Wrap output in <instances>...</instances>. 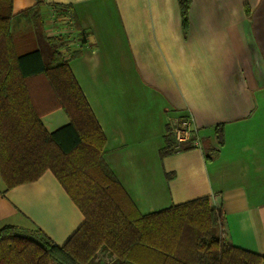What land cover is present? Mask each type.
Masks as SVG:
<instances>
[{
    "label": "crops",
    "instance_id": "0c3cea01",
    "mask_svg": "<svg viewBox=\"0 0 264 264\" xmlns=\"http://www.w3.org/2000/svg\"><path fill=\"white\" fill-rule=\"evenodd\" d=\"M38 2L106 137L104 160L139 212L218 194L233 245L264 257V0H192L187 29L178 0H13V21L26 23ZM184 116L202 148L162 156L167 128ZM42 122L53 133L70 118L57 109ZM85 222L51 171L9 190L0 174V228L63 247Z\"/></svg>",
    "mask_w": 264,
    "mask_h": 264
},
{
    "label": "trees",
    "instance_id": "16d2710c",
    "mask_svg": "<svg viewBox=\"0 0 264 264\" xmlns=\"http://www.w3.org/2000/svg\"><path fill=\"white\" fill-rule=\"evenodd\" d=\"M178 1L187 29L192 0ZM40 7L22 16L39 23L50 41ZM15 17L13 0H0L1 177L9 190L51 171L86 222L63 247L6 225L0 228V264H104L97 261L101 250L116 258L112 264H264V257L233 245L218 194L142 215L104 160L106 137L69 60L57 46L49 62L40 50L19 55ZM57 109L70 124L49 133L42 118ZM165 140L162 156L180 151L172 135Z\"/></svg>",
    "mask_w": 264,
    "mask_h": 264
},
{
    "label": "rangeland",
    "instance_id": "374dc122",
    "mask_svg": "<svg viewBox=\"0 0 264 264\" xmlns=\"http://www.w3.org/2000/svg\"><path fill=\"white\" fill-rule=\"evenodd\" d=\"M40 28L39 23L36 25L35 22L30 19H28L26 23H20L16 20L12 21L11 27L19 55L33 50H40L42 51L43 58L49 62L54 44L42 38ZM26 32H29L30 35H25ZM37 238L39 237L37 236ZM106 262L107 261H105V263Z\"/></svg>",
    "mask_w": 264,
    "mask_h": 264
},
{
    "label": "built area",
    "instance_id": "2783aa9c",
    "mask_svg": "<svg viewBox=\"0 0 264 264\" xmlns=\"http://www.w3.org/2000/svg\"><path fill=\"white\" fill-rule=\"evenodd\" d=\"M168 128L169 130L167 131V134L174 137V140L177 143V149H180L182 144H187L191 148H202V142L198 130L196 129L194 120L191 116H184L174 120Z\"/></svg>",
    "mask_w": 264,
    "mask_h": 264
}]
</instances>
